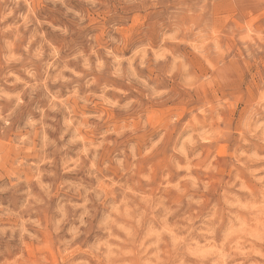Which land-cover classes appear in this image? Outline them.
<instances>
[{
    "label": "clouds",
    "instance_id": "9594fccd",
    "mask_svg": "<svg viewBox=\"0 0 264 264\" xmlns=\"http://www.w3.org/2000/svg\"><path fill=\"white\" fill-rule=\"evenodd\" d=\"M0 264H264V0H0Z\"/></svg>",
    "mask_w": 264,
    "mask_h": 264
}]
</instances>
